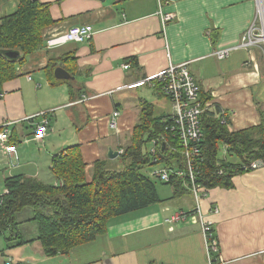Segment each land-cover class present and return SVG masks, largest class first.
<instances>
[{
    "label": "crops",
    "instance_id": "0c3cea01",
    "mask_svg": "<svg viewBox=\"0 0 264 264\" xmlns=\"http://www.w3.org/2000/svg\"><path fill=\"white\" fill-rule=\"evenodd\" d=\"M40 1L50 3V14L58 20L42 29L44 40L86 24L94 33L89 40L36 50L20 67L21 75L3 84L0 125L8 123L7 142L16 145V153L0 151L5 175L0 180L23 174L54 182L51 156L71 144H79L87 172L99 158L115 166L143 101L156 114L171 113L170 100L157 86L137 84L170 63H188L211 96L208 104L226 111L234 129L259 122L257 104H264L260 50L238 48L223 60L213 55L215 49L239 43L256 16L257 0H162L165 10L175 14L164 28L157 0ZM18 2L0 0V15L13 12ZM62 53L77 57L76 85L82 96L76 101L69 98L67 83L52 84L44 71L47 59ZM132 57L137 64L124 68ZM50 109H55L50 130L36 140L37 118L30 117ZM114 110L119 111L116 129L109 127ZM109 148L118 155L108 157ZM232 182V188H210L198 201L190 192L159 195L162 202L111 218L104 233L66 256H44L37 241H13L5 248L0 240V264L7 256L18 264H207L198 212L212 222L218 264H264V165L234 175ZM175 213L184 216L172 220ZM31 216L28 208L16 216L24 239L37 236Z\"/></svg>",
    "mask_w": 264,
    "mask_h": 264
},
{
    "label": "trees",
    "instance_id": "16d2710c",
    "mask_svg": "<svg viewBox=\"0 0 264 264\" xmlns=\"http://www.w3.org/2000/svg\"><path fill=\"white\" fill-rule=\"evenodd\" d=\"M49 6L50 3L40 0H19L13 12L0 15V97L3 84L20 76V67L30 54L45 47L42 29L58 22L52 18ZM7 50L18 51V57L6 56ZM260 56L264 67L261 50ZM76 58L70 53L49 57L44 69L52 84H68L72 101L82 96L78 94L76 85ZM127 60L130 64H137L134 57ZM59 65L74 75V79L56 78L54 69ZM262 74L264 76V68ZM156 86L160 90L158 83ZM199 96L203 109L200 115L202 139L199 142L201 159L194 157L195 179L209 189L232 188V177L244 172L241 163L259 160L264 164V104H257V124L234 129L231 116L226 111L207 104L211 99L208 92L201 88ZM53 112L54 109L45 111L48 128ZM169 115L156 114L150 103L142 102L141 114L118 155L119 168L99 158L87 172L79 144H71L51 156L49 170L54 182L23 174L6 177L3 180L4 192L0 194V237L6 243L5 248H10L13 241H16L15 245L37 241L44 256H66L73 247L104 233L111 218L162 202L155 182L143 169L159 162L167 168L185 167L180 141L171 139L173 131L170 127L165 129L166 119L171 122ZM36 118L38 121L40 117ZM8 127L0 125V132L7 128L9 139ZM154 138H159V142L152 151L146 148V144ZM165 140L173 144L168 145L175 146L174 149L166 144L162 146ZM222 143L227 144L226 160L219 159ZM0 151L5 152L1 148ZM163 182L171 185L172 198L191 193L188 176L172 173L169 180ZM26 208L32 211L28 220L37 224L38 232L34 239H24L18 227L16 216ZM6 258L18 264L10 256Z\"/></svg>",
    "mask_w": 264,
    "mask_h": 264
},
{
    "label": "built area",
    "instance_id": "2783aa9c",
    "mask_svg": "<svg viewBox=\"0 0 264 264\" xmlns=\"http://www.w3.org/2000/svg\"><path fill=\"white\" fill-rule=\"evenodd\" d=\"M158 9L156 14L160 18L162 27L175 18V14L166 11L162 0H157ZM93 27L89 24L81 26H72L68 28L62 34L49 37L45 40V48H51L64 44L66 42H82L84 40L91 39L93 35ZM258 47L263 55L264 59V5L260 7L257 0V10L255 18L249 23L248 27L242 33L238 44L218 48L213 51V55L223 60L230 55V53L238 48H252ZM129 63L125 62L123 67L128 68ZM31 79L30 76H27ZM150 83L154 86L157 83L160 86V91L170 100L172 111L170 113L171 122L166 119L165 129L173 131L172 140L178 139L181 145V154L185 159V167L180 168L179 166L167 168L163 166L158 171L153 172L155 176L160 178L162 181H167L170 175L177 174L179 176H188L191 186V193L198 201L201 195L205 194L209 188L199 184L195 179V168H194V157L201 159V150L199 142L202 139V132L200 127V115L203 112L200 102L199 92L201 90L200 85L197 83L194 75L191 73L188 63L183 62L179 64H169L166 68L158 72L156 75L141 79L137 82ZM208 104V103H207ZM206 105V104H205ZM53 111V109H50ZM119 115L118 110L112 112V117L109 121V127L116 129L117 117ZM32 117H40L35 125V131L33 133L34 139L42 140L49 132L48 119L45 116V111H38ZM3 126H8V123H4ZM162 138V137H161ZM8 139V129L4 128L0 132V148L8 153L16 152L14 144H5ZM159 142V138L152 140V151H155V144ZM165 144H170L168 141H164ZM173 145V144H170ZM170 149H174L175 146H169ZM227 144L222 143L220 145L219 159L226 160L227 158ZM156 161V160H154ZM264 165L259 160H253L250 163H241L240 167L244 172H248ZM213 211H218L217 207L213 208ZM184 216L182 213H175L171 219H180ZM200 230L204 239L207 255V264H218L214 258H218V242L212 231V222L206 219L198 212ZM2 264H13L11 258H6Z\"/></svg>",
    "mask_w": 264,
    "mask_h": 264
},
{
    "label": "rangeland",
    "instance_id": "374dc122",
    "mask_svg": "<svg viewBox=\"0 0 264 264\" xmlns=\"http://www.w3.org/2000/svg\"><path fill=\"white\" fill-rule=\"evenodd\" d=\"M258 3H259V0H258ZM163 102H165V103L167 102L165 98H163ZM54 111H55V109H54ZM22 145H24V144L22 143ZM146 148L147 149H151L152 148V143L148 142L146 144ZM120 165L121 164L118 162L117 164H115V167L116 168H119ZM163 166L164 165L162 164V162H159V163H156V164H152V165L146 166L143 169V171L147 175H149L153 179V181L155 182V185H156L158 194L161 197L170 194L171 193V190H172L171 189V185L164 183L160 178H158L155 175H153V172L158 171ZM0 175H3V173L0 172ZM3 176H5V175H3ZM51 178H52V176H51ZM3 191H4V188H3V179H2V180H0V194H2ZM2 239H3V237H0V240H2Z\"/></svg>",
    "mask_w": 264,
    "mask_h": 264
},
{
    "label": "water",
    "instance_id": "95a60500",
    "mask_svg": "<svg viewBox=\"0 0 264 264\" xmlns=\"http://www.w3.org/2000/svg\"><path fill=\"white\" fill-rule=\"evenodd\" d=\"M5 55L10 58H16L18 57L19 53L16 50H7L5 51ZM54 75L58 79H74V75H71L65 68L61 66H57L54 69ZM164 146V144L162 145ZM118 155V151L113 150L111 148L107 151V156L110 158H114Z\"/></svg>",
    "mask_w": 264,
    "mask_h": 264
},
{
    "label": "bare ground",
    "instance_id": "6f19581e",
    "mask_svg": "<svg viewBox=\"0 0 264 264\" xmlns=\"http://www.w3.org/2000/svg\"><path fill=\"white\" fill-rule=\"evenodd\" d=\"M259 5H260V7L262 8V3H261V0H259ZM153 140V139H152ZM152 142V141H151ZM164 145H165V143H164ZM167 146H168V144H166Z\"/></svg>",
    "mask_w": 264,
    "mask_h": 264
}]
</instances>
